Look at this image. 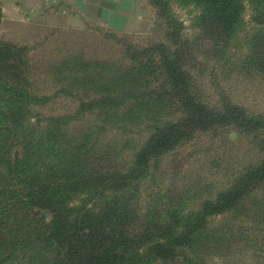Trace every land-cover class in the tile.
Instances as JSON below:
<instances>
[{"label": "trees", "instance_id": "1", "mask_svg": "<svg viewBox=\"0 0 264 264\" xmlns=\"http://www.w3.org/2000/svg\"><path fill=\"white\" fill-rule=\"evenodd\" d=\"M149 2L157 10L155 41L119 39L129 69L116 76L115 89L80 98L76 114H33L32 107L49 101L33 92L29 53L36 48L0 43V264H38L41 256L56 264H208L205 250L217 242L208 241L209 220L264 190L263 117L240 107L211 108L200 95L197 69L201 43L209 39L233 73L264 81V0ZM173 3L196 11L192 37ZM2 19L0 5V26ZM64 68L97 67L72 59L55 67L60 78ZM138 90L157 105L153 115L125 111L141 106ZM95 111L110 115L89 114ZM223 123L254 135L255 164L197 209L185 211L183 200L159 205L167 200L160 195L148 197L145 207L143 189L155 184L162 158Z\"/></svg>", "mask_w": 264, "mask_h": 264}, {"label": "rangeland", "instance_id": "2", "mask_svg": "<svg viewBox=\"0 0 264 264\" xmlns=\"http://www.w3.org/2000/svg\"><path fill=\"white\" fill-rule=\"evenodd\" d=\"M141 2L146 10V19L138 33L118 31L94 23L82 29H57L25 23L2 27L1 22L0 43L36 48L29 53L33 92L47 97L49 101L32 107L33 114H76L83 96L84 99H96L106 94V90L116 88V76L127 71L131 62L126 60V48L118 41L147 45L156 39L157 10L149 0ZM173 8L185 24L184 34L192 37L196 11L193 7L181 8L175 3ZM245 21L250 24V12ZM200 48L204 57L197 63L201 75L198 82L205 103L221 112L240 107L248 114L262 116L264 120V81L259 78L244 79L233 73L230 66L218 59L220 55L216 57V51L220 49H216L209 39H204ZM72 59L96 65L97 68L87 71L64 68L60 78L55 67ZM151 88L154 90L156 85ZM61 89H65L68 95L62 93L56 96ZM146 93V90H138L141 106H128L125 111L153 115L157 105H150ZM89 114L110 115L102 111ZM19 156L20 150H14L13 157ZM259 157L254 135L246 134L234 125L223 123L214 126L196 136L179 153L162 158L155 184L151 182V189H147L148 186L143 189L144 206L147 207L148 197L160 195L167 200L160 201L159 205L176 204L183 200L185 204L181 208L185 211L197 209L204 199L215 197L226 187V183L255 164ZM196 186L199 191H194ZM41 216L46 217L47 223L51 222L49 212H43ZM208 226L209 237L212 236L208 241L217 239L205 250L208 264H264V190L247 197L233 212L211 218ZM16 231L22 235L20 230ZM13 256L17 260L20 257L19 254ZM40 259L38 264H56L53 259L43 256ZM178 263L180 261L166 264Z\"/></svg>", "mask_w": 264, "mask_h": 264}, {"label": "crops", "instance_id": "3", "mask_svg": "<svg viewBox=\"0 0 264 264\" xmlns=\"http://www.w3.org/2000/svg\"><path fill=\"white\" fill-rule=\"evenodd\" d=\"M2 27L16 23L82 29L92 23L138 33L146 10L141 0H0Z\"/></svg>", "mask_w": 264, "mask_h": 264}]
</instances>
